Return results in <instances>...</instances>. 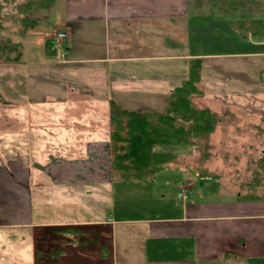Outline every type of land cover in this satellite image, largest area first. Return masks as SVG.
Here are the masks:
<instances>
[{
  "label": "crops",
  "instance_id": "obj_1",
  "mask_svg": "<svg viewBox=\"0 0 264 264\" xmlns=\"http://www.w3.org/2000/svg\"><path fill=\"white\" fill-rule=\"evenodd\" d=\"M190 1L63 0L65 19L58 31L65 32L71 44L63 47L61 57H49L57 59L54 66L45 62L20 74L18 65H26L28 58L21 40L15 65L0 64V93L1 88L11 92L23 86L18 84L19 75L39 74L38 79L62 88L63 106L66 101L92 109L109 108L111 101L119 107L143 106L136 96L150 91V78H172L163 87L167 100L186 79L188 61L198 59L202 65L195 95L204 98H190V102L213 114L214 127L205 138L204 173L184 167L181 175L197 174L207 183L201 188L183 180L176 194L182 189L184 197L176 195L179 206L171 209L150 204L140 212L117 215L113 213L109 120L90 109L89 115H69L68 121L96 124L94 129L82 130L81 138L88 140V156L102 154L107 163L93 168L85 162L89 173L76 177L70 160L50 161L44 174L36 171L32 178L22 159H1L0 264H24L21 259L8 261L6 253L13 248L18 249L16 258L31 257L29 264H264V37L241 35L233 24L264 21V0L211 1L204 13ZM54 4L56 0H50L49 8ZM0 18L6 23L9 17L4 12ZM30 31L21 32L23 40ZM192 39H204L205 49L191 46ZM147 49L158 53L151 55ZM153 58L184 63L180 71L151 76L143 65ZM127 62L136 68L115 70L116 64ZM99 136L103 141L95 142ZM217 155L222 156L220 161ZM230 156L233 163L224 165ZM108 165L111 177L105 178L102 169ZM89 184L97 189L87 190ZM49 232L46 240L53 249L44 253L53 255L37 257L30 243L41 242Z\"/></svg>",
  "mask_w": 264,
  "mask_h": 264
},
{
  "label": "rangeland",
  "instance_id": "obj_2",
  "mask_svg": "<svg viewBox=\"0 0 264 264\" xmlns=\"http://www.w3.org/2000/svg\"><path fill=\"white\" fill-rule=\"evenodd\" d=\"M40 1L41 0H0V16L6 12L7 17H9L6 23H3L0 18V42L8 37L12 39V42L18 44V51L20 52L22 40L23 52L28 57L25 59L26 65H18L19 67L17 69L21 71L20 74H24L25 70L28 71L29 66H42L45 62L52 63L54 66V62H57V59L55 60V58H49L45 55L44 40L50 38V35L62 28L63 20L65 19L64 2L63 0H56V4L49 8L50 0H43L42 3H38ZM211 1L217 0H191L190 2L191 5H194L193 3L196 2L197 11H202L201 13H204L207 10V8H205L206 3ZM20 4L27 5L23 12L18 8ZM197 11L196 13H198ZM1 26H3L4 29L1 28ZM23 31L24 33L30 31L32 34L26 36L27 38L23 40V36L21 35ZM215 39L221 40L220 37H216ZM69 43L71 44V38L65 37L63 39V47ZM191 46L202 51L205 49V40L202 39L200 42L192 39ZM148 53L156 55L158 52H156L155 49V51L148 50ZM14 54L15 53L11 54V56H14ZM183 63L184 61H180L179 59L153 58L146 63L144 62L143 66L149 68L148 72L152 76L156 72L163 74L171 71H180ZM0 64L2 65L4 62H0ZM7 64L12 66L15 65L14 63ZM136 66L137 65H133L132 62L119 63L115 65V70L131 71L134 70ZM46 69L47 67L44 68V70ZM38 76L40 75L38 74ZM38 76L36 75L31 78L19 75L18 81H20V83L18 84H22L24 90L23 86H17V88L11 92H5L1 88L0 100L4 98L7 100V103L0 102V160L12 156L22 159L24 165H29L32 178L36 171L44 174L43 169H47L50 161L59 163L61 161L70 160L74 165V172L78 175L76 177H85L84 174L86 172L89 173L85 170V162L93 165V168H99L100 164L104 162L107 163V160L102 154H91L88 156L85 147V142L88 140L81 138L82 130L91 129L92 126L94 129V125L96 126V124L77 122V119L75 121H68L67 116L81 115L80 113H87L90 109L94 112V115H98L97 117L100 115L109 120V108L108 106L96 107L94 109L84 108V106H78L73 103L69 104V101H66L68 107L63 106L61 104L62 102H59L61 101L62 88H55L53 87L54 85L49 84L51 82L46 81L44 78L38 79ZM203 76L205 77V75ZM171 79L172 78L168 76L166 79L165 75L161 79L150 78V91L148 93H139L136 96L138 101L144 102L145 105L123 106L120 108L130 111L162 112L166 101V94L163 87L166 86L167 80ZM193 95H191L190 98H204L201 97V95ZM85 104H89V102ZM76 117L73 118L75 119ZM69 118L72 119L71 117ZM97 125L100 127V124ZM104 128L106 127L103 126L99 129L103 130ZM108 130H111L110 124ZM98 141L102 142L103 139L100 137L95 140V142ZM84 147L86 150H84ZM157 149L160 151L172 152L174 155L173 161L170 163L171 166L164 169L162 172L155 175L148 174L145 182H141L140 180L120 181L119 179L127 176L121 172H114L111 183L115 205L113 213L121 215L123 213L140 212V209L144 205L148 206L150 204L152 206L158 205L171 209L175 204L179 206V202L176 199V191L183 180L189 181L194 187L200 186L201 188H203L202 186L204 183H207L208 180L205 177L198 178L196 176L197 174H192L189 177L181 175V170L184 167L193 168L200 173L205 171V140L194 139L192 145H181L177 147L158 146ZM221 158L222 156H216L217 161H220ZM224 162L227 163L224 165L232 164L233 161L231 156L230 160L227 158ZM173 164H175L174 168L172 167ZM216 164L219 168L221 167L220 162ZM87 166L90 165L87 164ZM212 166L213 164L210 163L208 167L212 168ZM229 167L230 166L227 167L228 170ZM214 171L222 175H226L225 173L227 172L226 170ZM100 172H98V174ZM111 172L110 166L108 165L102 169L101 175L103 177L106 175L109 178L111 177ZM42 178H45V176ZM202 181L204 182L202 183ZM94 185L95 184H89L86 186V189L94 191L97 189ZM161 196L164 198H161ZM89 200L94 199L91 197ZM133 207L135 211L132 209ZM136 208H139V210H136ZM49 237L50 232L46 235L43 234L41 242L30 243L32 247L34 246V248L37 249L36 253L38 257H40L39 255L51 257V251H48L49 253L47 255L45 254L47 252L46 250L53 249L51 248V244L47 243L46 238L49 239ZM17 250V248L8 250L6 253L8 255V261L12 259H21L20 261L24 264H29V262L32 261L31 257L28 259L23 257L16 258Z\"/></svg>",
  "mask_w": 264,
  "mask_h": 264
},
{
  "label": "trees",
  "instance_id": "obj_3",
  "mask_svg": "<svg viewBox=\"0 0 264 264\" xmlns=\"http://www.w3.org/2000/svg\"><path fill=\"white\" fill-rule=\"evenodd\" d=\"M26 7V4L18 6L22 12ZM233 24L241 35L249 32L255 37H264L263 20L235 21ZM50 47L51 39L46 38L44 51L47 57L53 56ZM19 58L17 43L8 37L0 42V62L16 63ZM201 65L198 59L188 61L186 79L168 95L162 112L124 110L110 102V166L114 172L127 176L121 180L143 179L171 163L173 153L160 151L158 146L192 145L194 139L205 140L213 130V114L195 108L190 102V96L198 93L196 85L200 81Z\"/></svg>",
  "mask_w": 264,
  "mask_h": 264
},
{
  "label": "built area",
  "instance_id": "obj_4",
  "mask_svg": "<svg viewBox=\"0 0 264 264\" xmlns=\"http://www.w3.org/2000/svg\"><path fill=\"white\" fill-rule=\"evenodd\" d=\"M65 38L64 32H57L51 41V50L55 53L56 56H58L59 53L63 50V39ZM262 78L264 79V74H262ZM184 197V191H180L177 193V198H183Z\"/></svg>",
  "mask_w": 264,
  "mask_h": 264
}]
</instances>
